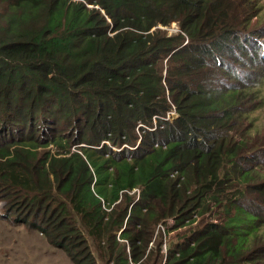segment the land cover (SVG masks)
<instances>
[{
    "label": "trees",
    "instance_id": "obj_1",
    "mask_svg": "<svg viewBox=\"0 0 264 264\" xmlns=\"http://www.w3.org/2000/svg\"><path fill=\"white\" fill-rule=\"evenodd\" d=\"M229 1L0 0V19L13 23V39L0 40L4 218L37 231L75 264H240L264 235L254 230L256 218L240 217L235 196L252 192L264 167L232 168L244 150L238 140L224 144L232 134L244 139L240 122L256 108L242 101L252 89L262 92L264 79L224 94L198 83L219 76L212 57L247 27L228 16ZM172 23L178 32L158 28ZM170 101L177 117L165 120ZM220 111L239 122L217 124ZM138 139L142 150L130 159L97 148ZM172 170L179 176L170 178ZM232 170L241 189L234 194ZM135 188L129 215L134 196L126 191ZM28 197L31 207L17 202ZM209 203L220 224L186 246L171 241L165 254V232L150 247L156 226L171 219L181 227L209 212Z\"/></svg>",
    "mask_w": 264,
    "mask_h": 264
},
{
    "label": "clouds",
    "instance_id": "obj_2",
    "mask_svg": "<svg viewBox=\"0 0 264 264\" xmlns=\"http://www.w3.org/2000/svg\"><path fill=\"white\" fill-rule=\"evenodd\" d=\"M73 1H77V0H73ZM254 2H255L254 0H230L229 3L226 4L225 7L227 9V12L229 13L228 16L233 17L234 20L240 25L246 24L247 27L243 30H239L238 32H236L235 37H237V41L234 43H230L231 47H227V49L224 51L223 54L215 55L212 57V61H211L212 64L217 69H221V73L217 78L215 74L210 77H206V76L200 77L198 83H201L203 86H205L207 90L224 94L225 90H229L244 84H249V83L253 84L252 81L255 80V78H257L258 80L259 78L264 79V72L262 73V75L256 76L258 72L264 71V23L259 20L256 22L253 21V19H256L257 17L255 16V12L254 11L250 12L249 9L251 4ZM230 13H233V15H231ZM228 23L230 25H233L234 27L236 26L235 23H231V22ZM12 27H13V23L8 20V17L4 19H0V40L13 39L10 35ZM158 28L167 30L170 34L174 32H178V27L176 23H172L170 27H163L159 25ZM187 43L188 41L186 40L182 44V46H186ZM254 65H259L260 67L255 69ZM232 71L234 72V75H231ZM168 95L169 92L167 91L166 96ZM169 105L171 106V109L166 114L165 120H173L177 117L173 102L170 101ZM223 111L214 114L215 118L213 120L217 124H219V122L221 121L231 125L239 122L238 120L239 117H237L236 115L228 114ZM159 118L160 116H153V123H155L156 120ZM206 122L211 123L210 121L209 122L206 121ZM196 126L201 127L199 126V123H197ZM138 127H142V125H139ZM211 127L215 128L213 124ZM221 134L223 136H226L223 132H221ZM201 135L202 134L195 135V137L198 136L196 138V142L202 141ZM232 135H230L231 136L230 138H227L226 140L227 143L231 142V140L232 141L238 140L239 143L238 147L241 150H244L241 155H239L234 159L232 168H235L238 171H240V170L253 169L254 167L256 168L264 167V142H260L259 144L251 148H248L246 147V143L244 139H239V138L236 139ZM179 140H183L184 142L193 141V139L189 141L186 140V138L178 135L175 137V141H179ZM103 145H106L107 148L110 149V151L113 154L119 155V157L116 159H124V158L130 159L132 156L137 155L142 150L140 149L141 146L140 139L136 141L135 145H129L123 143L121 144V146H112L109 142L105 141L102 142L100 147L97 148L99 149ZM204 146L202 149L203 152L206 153L208 151L207 148H205ZM158 147H159L158 145H155L154 148H158ZM161 148L165 149L166 145H162ZM111 157L113 156L111 155ZM263 174L264 173H262V175ZM262 175L259 176L258 181L250 183L252 192L245 191L235 196L236 204L244 210V212L238 211L241 214L240 217L253 216L254 218L257 219L254 230L255 229L259 230L261 228V224L264 225V178H262ZM176 176H179L178 172L176 171L173 172V170L169 172L170 178L174 179ZM232 179L235 181V186H236V190L231 191V194H234L236 193V191H239L241 189L238 186V182L240 180L237 178V174L234 173L233 170H232ZM244 185L246 184L244 183ZM126 193L134 196V201L130 203L127 210V212L130 215L134 203L138 202L139 200L140 189L135 188L129 192L126 191ZM3 206L4 203H2L1 206V211L3 213L1 220L10 222L4 218L5 215H4ZM232 209L237 211L236 206L234 204L232 206ZM215 211H209L204 214H198V215L196 214V217H203L205 214H208L209 218L199 220L198 218L195 217L192 222L196 223V225L193 227H186L184 229V232H187L186 238H184L181 235L180 240L175 241V243H177L179 247L186 246L188 245V240L189 242H192L193 240L197 239L199 235L204 232V230L208 227L209 224L212 223L220 224V222L218 221V215L216 214ZM167 221H172L173 224L175 225L173 220L169 219ZM174 225L173 227L168 229L169 232L180 228V227L174 228ZM158 226L161 227L162 225H158ZM242 226L244 227L245 224H242ZM119 233H117V236L119 235ZM168 246L167 245L165 246L164 241L162 242L161 252L163 254L167 253ZM263 257H264V243L261 244L254 243L253 247H251L250 250L242 256V258L240 259V264H246L245 262L247 261L250 262L257 260L259 258L262 259L258 261L256 264H264ZM164 262L165 259L163 260L162 264H164Z\"/></svg>",
    "mask_w": 264,
    "mask_h": 264
},
{
    "label": "rangeland",
    "instance_id": "obj_3",
    "mask_svg": "<svg viewBox=\"0 0 264 264\" xmlns=\"http://www.w3.org/2000/svg\"><path fill=\"white\" fill-rule=\"evenodd\" d=\"M254 1L255 7L253 11L257 18L253 19V21L256 22L259 20L264 23V0ZM259 67V65H254L255 69ZM263 72L264 71L258 72L256 76L262 75ZM252 82L257 84L258 79L255 78ZM250 97L254 100L249 101ZM247 102H252L251 105L253 108H256V110L245 113L240 124L245 132L244 141L246 147L251 148L260 142H264V87L262 92H259L257 89L250 90L242 101L244 105H246ZM251 105L248 107H251ZM215 140L216 142H220L222 138H215L213 141ZM227 144L226 141L224 145L226 146ZM72 151L77 150L73 147ZM229 174L230 173L226 176H230ZM262 178H264V174L262 175ZM231 187L232 191L236 190L234 185ZM17 202L23 206L31 207L29 197L24 201L19 198L17 199ZM1 206L2 203L0 202V264H75L66 251L64 252L63 250L49 245L45 237L37 231L2 221L1 217L3 216V213L1 211ZM217 208L218 206L216 204H208L209 211H215ZM196 218L202 220L209 218V216L208 214H205L203 217ZM173 225L172 221H167L165 225L163 224L161 227L157 226L150 247H156V241L158 240L159 235H163L164 232L166 233V236H163L165 246H168L171 241H179L184 229L186 227H193L196 223L186 222L182 227L169 232L168 229L173 227ZM259 235H264V229H259ZM252 238L253 236L249 238V241H251ZM261 243H264V240L256 242L255 244Z\"/></svg>",
    "mask_w": 264,
    "mask_h": 264
}]
</instances>
